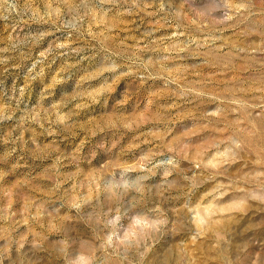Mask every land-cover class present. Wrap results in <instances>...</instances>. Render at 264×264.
Returning <instances> with one entry per match:
<instances>
[{
	"label": "rangeland",
	"instance_id": "obj_1",
	"mask_svg": "<svg viewBox=\"0 0 264 264\" xmlns=\"http://www.w3.org/2000/svg\"><path fill=\"white\" fill-rule=\"evenodd\" d=\"M0 264H264V0H0Z\"/></svg>",
	"mask_w": 264,
	"mask_h": 264
}]
</instances>
